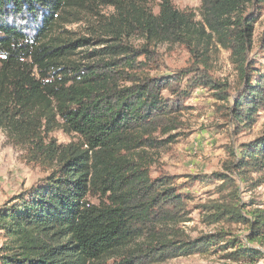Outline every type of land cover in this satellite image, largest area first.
Returning <instances> with one entry per match:
<instances>
[{"label": "trees", "instance_id": "1", "mask_svg": "<svg viewBox=\"0 0 264 264\" xmlns=\"http://www.w3.org/2000/svg\"><path fill=\"white\" fill-rule=\"evenodd\" d=\"M198 1L199 20L172 0H0V131L49 170L42 186L0 208V264H162L215 248L232 249L226 259L234 263L263 259L230 232L242 227L246 242L264 249L263 209L244 213L237 193L220 186L218 198L198 207L207 224L223 227L220 238L188 243L177 229L189 221L188 198L173 178L150 175L144 149L172 141L154 136L182 128L193 88L216 86L195 66L184 85L175 75H152L161 68L158 45L184 46L202 59L207 42H219L246 87L228 116L232 127L252 129L264 108V73L246 66L258 20L246 11L264 0ZM90 13L84 38L64 36L63 25ZM92 42L110 45L79 57L76 50ZM260 44L264 52V32ZM55 130L86 149L57 145L49 137ZM225 168L263 175L264 131L231 152Z\"/></svg>", "mask_w": 264, "mask_h": 264}, {"label": "rangeland", "instance_id": "2", "mask_svg": "<svg viewBox=\"0 0 264 264\" xmlns=\"http://www.w3.org/2000/svg\"><path fill=\"white\" fill-rule=\"evenodd\" d=\"M176 9L193 12L199 20L200 3L198 0H172ZM157 12V9H153ZM98 13L112 14V9L100 7ZM253 13L258 20L253 26L251 47L246 53L247 73L259 70L264 73V52L260 39L264 32V6L248 8L246 14ZM245 14V15H246ZM94 14H86L83 21L76 24L63 25L64 36L73 39L84 38L90 26L88 19ZM61 29V30H62ZM206 42V41H205ZM140 46L141 42H132ZM96 42L76 50L77 53H90L94 50L109 46ZM206 45V44H205ZM155 52L160 59V70L152 75H175L182 79V85L192 78L191 67L198 71H206L216 86L211 89L195 87L184 99L189 110L183 115L182 128L167 136L155 135L159 141L168 137L172 141L160 149H144L149 154L150 175L153 178L168 176L174 179L179 193L188 198V218L186 223L177 226L188 243L199 241L203 237H216L222 230L220 225H209L199 214L198 207L209 200L218 198L216 190L228 184L237 193L239 205L246 213L255 208L264 210V174H252L250 177L240 175L237 170H227L231 152L237 154L242 144H247L258 138L264 131V108L258 112L257 122L250 130L234 129L228 121L233 102L246 90L244 82L239 77L231 61V53L225 50L217 41L207 42V50L203 58L192 55L184 46L158 45ZM97 59H91L89 63ZM199 61H202L201 63ZM219 97L221 99H219ZM49 137L57 145L72 144L85 150L82 141L74 135H67L60 130L53 131ZM49 170L30 161L26 152L15 148L7 141L5 134L0 131V208L12 197L26 194L31 189L45 183ZM223 176V177H220ZM248 181H250L248 183ZM92 202H95L92 200ZM225 230V229H224ZM233 238L239 244L261 251L264 249L246 242L247 232L239 226L230 230ZM5 240L0 232V248ZM207 255H192L168 260L162 264H244L234 263L226 259L232 249L225 251L215 248ZM256 264H264V256Z\"/></svg>", "mask_w": 264, "mask_h": 264}]
</instances>
